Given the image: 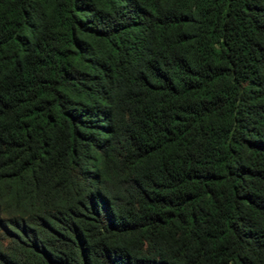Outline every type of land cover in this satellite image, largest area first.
I'll return each instance as SVG.
<instances>
[{"label": "trees", "instance_id": "trees-1", "mask_svg": "<svg viewBox=\"0 0 264 264\" xmlns=\"http://www.w3.org/2000/svg\"><path fill=\"white\" fill-rule=\"evenodd\" d=\"M0 264H264V0H0Z\"/></svg>", "mask_w": 264, "mask_h": 264}, {"label": "rangeland", "instance_id": "rangeland-1", "mask_svg": "<svg viewBox=\"0 0 264 264\" xmlns=\"http://www.w3.org/2000/svg\"><path fill=\"white\" fill-rule=\"evenodd\" d=\"M0 246H1V247H5V246H7V240H5V239L1 236V233H0Z\"/></svg>", "mask_w": 264, "mask_h": 264}]
</instances>
